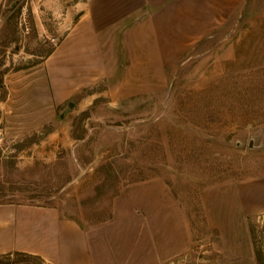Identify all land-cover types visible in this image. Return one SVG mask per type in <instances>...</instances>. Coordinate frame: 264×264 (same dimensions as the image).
<instances>
[{
	"label": "rangeland",
	"instance_id": "374dc122",
	"mask_svg": "<svg viewBox=\"0 0 264 264\" xmlns=\"http://www.w3.org/2000/svg\"><path fill=\"white\" fill-rule=\"evenodd\" d=\"M112 1L3 0L0 203L73 219L111 264H264V0L212 7L174 56Z\"/></svg>",
	"mask_w": 264,
	"mask_h": 264
},
{
	"label": "crops",
	"instance_id": "0c3cea01",
	"mask_svg": "<svg viewBox=\"0 0 264 264\" xmlns=\"http://www.w3.org/2000/svg\"><path fill=\"white\" fill-rule=\"evenodd\" d=\"M138 1V4L134 6L130 0H113L110 8L116 12L124 11L120 15H125L122 20H126L130 17V6H134L145 18L135 26V30L148 32L154 40L158 54L171 56L183 52L182 50L190 41L204 34L203 28L210 23L212 7L222 8L231 5V0ZM2 2L3 0H0V8ZM96 3L99 4V1ZM100 15L104 16L106 12L103 11ZM105 24L107 23L96 26V38L98 32L106 29ZM125 34L130 48V26L126 28ZM164 38L165 41L170 40L169 48L171 49L168 52H165V44H162ZM127 201L129 209V198ZM39 212L47 215L41 231L44 235L43 245L40 244L38 235L33 237V234H38V231L33 232L31 229L29 234L24 233L23 228L24 217L31 216L33 213H36L34 222L38 225ZM107 247L110 246L97 243L96 239L92 238L88 231L82 229L73 219L58 217L52 208L0 203V253L24 249L46 256L51 255L56 259L57 264H111V254L105 251Z\"/></svg>",
	"mask_w": 264,
	"mask_h": 264
},
{
	"label": "water",
	"instance_id": "95a60500",
	"mask_svg": "<svg viewBox=\"0 0 264 264\" xmlns=\"http://www.w3.org/2000/svg\"><path fill=\"white\" fill-rule=\"evenodd\" d=\"M251 145H252V143H251V141H250L249 146H251Z\"/></svg>",
	"mask_w": 264,
	"mask_h": 264
}]
</instances>
